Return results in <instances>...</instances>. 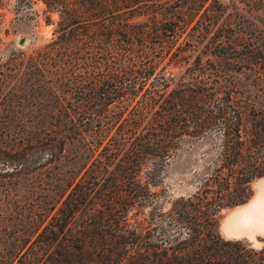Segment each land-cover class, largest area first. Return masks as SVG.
Returning <instances> with one entry per match:
<instances>
[{
    "label": "trees",
    "instance_id": "1",
    "mask_svg": "<svg viewBox=\"0 0 264 264\" xmlns=\"http://www.w3.org/2000/svg\"><path fill=\"white\" fill-rule=\"evenodd\" d=\"M42 1L60 17L54 39L20 84L17 57L0 62V106L32 108L1 129L15 140L0 147V184L46 180L14 259L264 264V246L220 234L264 178V0ZM199 141L212 152L196 191L166 210L160 173Z\"/></svg>",
    "mask_w": 264,
    "mask_h": 264
},
{
    "label": "rangeland",
    "instance_id": "2",
    "mask_svg": "<svg viewBox=\"0 0 264 264\" xmlns=\"http://www.w3.org/2000/svg\"><path fill=\"white\" fill-rule=\"evenodd\" d=\"M0 8V62L6 63L14 55L18 59V84L24 81L25 60L36 50L54 39L58 13L48 11L42 0H1ZM24 40V45L20 42ZM241 83L248 85L252 81L249 74L237 75ZM12 81V80H11ZM254 92V91H253ZM259 93V91H255ZM26 94V93H25ZM15 105V108L13 107ZM32 111L29 102L15 101L12 106H0V147L13 144L15 135L1 137V129L5 126L10 131L20 126L19 119H27ZM24 121V120H23ZM6 143V144H5ZM211 145L206 141L187 144L160 173L159 187L155 190L160 194L161 204L170 209L171 202L186 197L196 191V175L201 171L211 154ZM45 178L28 177L16 187H4L0 184V264H24L23 259H14L12 247L20 236L26 217L39 207L40 196L44 195ZM254 195L245 205L223 212L220 222V234L226 239H244L255 248L264 246V233L248 232L239 234L232 231V215L239 208L250 204L264 194V178L253 183ZM231 225V226H230ZM232 227V228H231ZM37 264L49 261L48 254H41Z\"/></svg>",
    "mask_w": 264,
    "mask_h": 264
},
{
    "label": "bare ground",
    "instance_id": "3",
    "mask_svg": "<svg viewBox=\"0 0 264 264\" xmlns=\"http://www.w3.org/2000/svg\"><path fill=\"white\" fill-rule=\"evenodd\" d=\"M231 224L234 229L232 233H264V194L234 212Z\"/></svg>",
    "mask_w": 264,
    "mask_h": 264
},
{
    "label": "water",
    "instance_id": "4",
    "mask_svg": "<svg viewBox=\"0 0 264 264\" xmlns=\"http://www.w3.org/2000/svg\"><path fill=\"white\" fill-rule=\"evenodd\" d=\"M24 43H25V41H24V40H22V41L20 42V45H24Z\"/></svg>",
    "mask_w": 264,
    "mask_h": 264
}]
</instances>
